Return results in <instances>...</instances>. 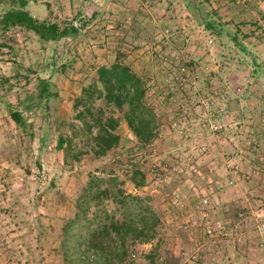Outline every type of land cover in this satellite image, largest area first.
<instances>
[{"label": "rangeland", "instance_id": "374dc122", "mask_svg": "<svg viewBox=\"0 0 264 264\" xmlns=\"http://www.w3.org/2000/svg\"><path fill=\"white\" fill-rule=\"evenodd\" d=\"M31 2L29 10L40 20L62 26L92 21L80 38L57 44L42 43L22 29L6 38L8 47L0 54V264H64L57 252L63 220L75 217L76 201L92 175L119 176L128 193L154 199L161 230L156 240L137 246L139 264H264V0ZM211 19L233 33L240 30L249 52L207 30ZM119 54L149 80L150 101L162 117L157 142L143 147L123 121L122 145L106 158L88 154L73 160L69 152L55 149L52 137L40 154L39 136L46 125L53 134L71 133L73 123L80 126L76 98L85 96L97 69L114 63ZM69 61L73 67L61 73ZM18 69L22 77L15 79ZM3 78H11L15 87L14 104L26 105L41 81L51 80L57 94L51 98L54 115L45 120L43 112H30L35 139L11 120ZM93 108L122 116L102 99ZM136 163L147 176L142 188L130 181ZM53 179L57 187L38 206L24 197L39 194ZM20 199L26 207L23 217L40 215L48 226L44 249L36 256L27 248H37L34 235L11 217ZM204 199L209 201L207 219L199 208ZM192 217L197 221L187 231ZM222 226L229 228L228 236L219 233ZM209 228L218 232L216 241L206 237Z\"/></svg>", "mask_w": 264, "mask_h": 264}, {"label": "trees", "instance_id": "16d2710c", "mask_svg": "<svg viewBox=\"0 0 264 264\" xmlns=\"http://www.w3.org/2000/svg\"><path fill=\"white\" fill-rule=\"evenodd\" d=\"M31 0H0V54L7 46V36L14 29H22L35 34L42 43H59L65 39L75 40L83 34L84 28L92 21H82V26L69 23L62 26L58 22L40 20L31 12ZM79 19V18H78ZM228 25L211 19L206 22V28L218 37H228L234 46L243 53L249 50L239 37L240 30L231 32ZM243 38H248L244 35ZM13 48H11V51ZM257 71L259 65L257 60ZM74 65L73 61L62 65L61 73H66ZM258 67V68H257ZM264 71V67H263ZM30 73L36 74L34 70ZM22 77L18 69L15 79ZM27 77V76H26ZM30 83L29 76L27 77ZM4 102L8 108L11 120L25 134L32 139L38 137L36 123L30 121V112L44 113L45 120L54 115L51 98L56 97L51 90V80H42L38 91L28 96L26 101L14 104L12 93L15 87L11 78H3ZM149 80L139 75L131 65L127 64L124 56L119 54L109 66L97 69L92 85L84 88L83 97L75 100L76 122L71 124V133L67 129L53 134L52 127L46 125L44 134L40 135V154L43 153L48 141L55 139V149L67 151L73 160L92 154L95 158H106L122 145L123 138L119 134L122 122H126L129 129L143 147L154 145L161 133V114L157 113L150 101ZM11 96V97H10ZM104 100L107 105L115 107L121 112V117L108 116L102 109H94L98 100ZM84 111H80V107ZM50 123V121H48ZM224 132V131H222ZM262 133V132H261ZM258 136H260L258 134ZM80 142H77V139ZM79 144L82 148H79ZM80 149V150H79ZM172 156H169L171 158ZM166 162L162 164L165 166ZM41 168V164L39 165ZM134 172L130 181L136 188L146 185L147 176L142 171L140 163L133 165ZM164 168V167H163ZM163 173V169H161ZM30 170L28 176H30ZM125 182L119 176L102 178L92 175L76 201L77 213L70 220H63L61 228V244L57 252L64 264H139L137 246L153 242L159 236L162 220L156 211L157 205L153 198L133 195L124 188ZM56 179L51 180L39 194H24L38 206L43 196L56 188ZM26 188L22 189L25 193ZM12 220L19 229H28L29 235H34L37 248L27 247L30 254L37 255V251L44 249V240L48 235V226L42 217H23L21 199L13 205ZM27 216V215H26ZM152 257V256H149Z\"/></svg>", "mask_w": 264, "mask_h": 264}, {"label": "built area", "instance_id": "2783aa9c", "mask_svg": "<svg viewBox=\"0 0 264 264\" xmlns=\"http://www.w3.org/2000/svg\"><path fill=\"white\" fill-rule=\"evenodd\" d=\"M222 128L223 127H221V129ZM218 130H220V128L217 127L215 131H218ZM208 204H209V201L207 199H204L201 202V206H199L204 219H207L210 216V212L208 211V209H209ZM195 221H197L196 218H194V217L190 218L184 226L185 230L188 231L190 229V227L196 223ZM228 230H229V228L227 226H222L219 233L223 234L224 236H228L229 235ZM260 231L264 232V226L262 228H260ZM217 236H218V232H216V230H213L212 228H209L207 230L206 237H208L209 239L216 241ZM262 246L264 247L263 244H262Z\"/></svg>", "mask_w": 264, "mask_h": 264}, {"label": "crops", "instance_id": "0c3cea01", "mask_svg": "<svg viewBox=\"0 0 264 264\" xmlns=\"http://www.w3.org/2000/svg\"><path fill=\"white\" fill-rule=\"evenodd\" d=\"M249 255V256H248ZM244 257H250V253L249 254H247L246 256H244ZM235 258H238V256H236ZM235 258H230L232 261H235L236 259Z\"/></svg>", "mask_w": 264, "mask_h": 264}]
</instances>
